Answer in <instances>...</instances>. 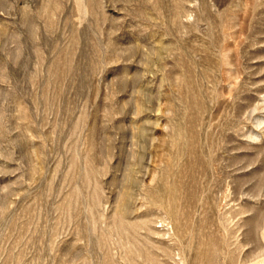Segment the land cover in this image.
<instances>
[{
    "label": "rangeland",
    "instance_id": "rangeland-1",
    "mask_svg": "<svg viewBox=\"0 0 264 264\" xmlns=\"http://www.w3.org/2000/svg\"><path fill=\"white\" fill-rule=\"evenodd\" d=\"M0 264H264V0H0Z\"/></svg>",
    "mask_w": 264,
    "mask_h": 264
}]
</instances>
